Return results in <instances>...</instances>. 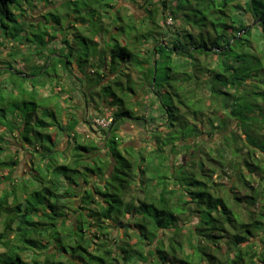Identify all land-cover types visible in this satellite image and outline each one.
I'll list each match as a JSON object with an SVG mask.
<instances>
[{"label":"trees","instance_id":"16d2710c","mask_svg":"<svg viewBox=\"0 0 264 264\" xmlns=\"http://www.w3.org/2000/svg\"><path fill=\"white\" fill-rule=\"evenodd\" d=\"M24 1L0 0L22 46ZM119 1L71 0L79 29H46L0 91V264H264V0H143L141 19ZM78 94L102 137L69 115Z\"/></svg>","mask_w":264,"mask_h":264},{"label":"rangeland","instance_id":"374dc122","mask_svg":"<svg viewBox=\"0 0 264 264\" xmlns=\"http://www.w3.org/2000/svg\"><path fill=\"white\" fill-rule=\"evenodd\" d=\"M70 1L71 0H25L24 1V4L26 6H24V16L21 19L22 21H24V24L27 25L25 26L26 32L30 33L31 36L29 39V43L25 46H22V43H20L22 41L21 39L10 42L9 40L8 41L5 40L3 36L0 35V41L4 43L5 48H7L6 51H3L2 49H0V91H3L4 93L8 92L7 89H9V87L11 86H10V82H6V80H8L11 76L13 78V75H14L15 79L20 81L19 77L15 75L14 72L18 70L17 68L24 69V67L27 66V65H23V66L20 65V60L23 59L24 56H28V57L34 56V55H37V53L39 52H40L39 54L41 57H45V55H47L46 50H43V51L40 50L41 47L39 48V50H37L40 40L42 39V37L43 38L45 37L46 29H48V31H50V29H58L59 31L60 29H66L64 30L66 33L67 31L69 33V29H79V27L75 28V24L73 25L74 26L73 28H69V25L67 22L69 15L77 18L78 16L77 11L79 10V6L70 5L69 3ZM137 1H138L137 3H132L130 0H124V2L127 3L126 4L122 0H120L118 3H119L120 8L122 9L121 11L122 14L123 15L127 13L134 14L138 19H141L142 17H144L145 13L142 10L144 9V7L142 9L138 8L142 5L143 0H137ZM164 2L166 3L167 0H164ZM166 23L167 25L172 26V27H174L175 25V23L170 18L167 19ZM31 25H33V27ZM78 48L81 50L80 47ZM37 59H38L37 57L36 58L31 57L30 58L31 63L34 64L35 60ZM4 61H8L11 64V66H13L14 68L7 66V68L5 69L6 64H4L5 63ZM54 64H56V62H53L49 66L50 73L52 72L51 70ZM137 76L138 75L135 74V77ZM36 80L37 79H34V81ZM67 82H69V80H67ZM38 89L40 91L42 90L40 87ZM68 89L69 88H67V90ZM49 94H50V88H48L45 91V93L40 92V95L42 96L46 95L47 98L49 97L48 96ZM63 95H64V98H63L64 100L62 101L64 105L67 108L73 107L72 103L67 99L68 93L67 94L65 93ZM136 100L137 102L141 101L140 103H142L138 105L136 104L134 108V110L136 111V114L140 117V115L143 114V111L145 110V108H147L146 104L148 102L146 101L144 96L143 98L142 96H137ZM75 102H77L78 109L74 112L72 110V112H69V113L70 114L75 113L81 117V121L79 123L80 131L85 133L86 135L93 136L94 138L96 136L102 137L103 135L102 129H106V127L101 125L100 121L107 120L106 118H103L105 117L103 114L105 112L104 111L105 109L103 110L104 112L96 111L95 107L92 106L91 104L88 105V107L86 108L85 98H83V96L79 94L76 95ZM56 107H58V105ZM84 108H86V114L82 112ZM155 110H152V114H153L152 117L156 120V123H159L160 120L156 119L157 118L156 115H158V113L160 114V112L157 111V108H155ZM56 113L60 117L61 112L56 111ZM152 117H148L147 119L145 118L147 123H149L147 124L148 125L147 128L149 130H152L154 128V126L150 122ZM70 122L71 120H68L67 117L64 119L65 124H68ZM141 131L142 129L135 125H132V124L124 125L123 127H121V130L119 132V135L123 141L122 143L127 142V143H131V144H134L140 147L142 146L146 147L149 143H145L146 140L140 134ZM61 138L63 137L61 136ZM147 142H149L148 137H147ZM21 158H22L21 160L22 164L20 168L18 169L19 175H23V171L27 169V161L30 159V154L23 152ZM224 183H226V181ZM117 233L118 232L115 231L114 235H118ZM2 251L4 250L0 248V252Z\"/></svg>","mask_w":264,"mask_h":264},{"label":"built area","instance_id":"2783aa9c","mask_svg":"<svg viewBox=\"0 0 264 264\" xmlns=\"http://www.w3.org/2000/svg\"><path fill=\"white\" fill-rule=\"evenodd\" d=\"M111 122H112V119H108L106 121L102 120V121H100V124L107 128L111 124Z\"/></svg>","mask_w":264,"mask_h":264},{"label":"crops","instance_id":"0c3cea01","mask_svg":"<svg viewBox=\"0 0 264 264\" xmlns=\"http://www.w3.org/2000/svg\"><path fill=\"white\" fill-rule=\"evenodd\" d=\"M70 112H72V111H70ZM65 115L67 116L68 114L67 113H65ZM69 115H70V113H69ZM66 116H65V118H66ZM67 117H69V116H67ZM80 127H78V129H79ZM80 130V129H79Z\"/></svg>","mask_w":264,"mask_h":264}]
</instances>
